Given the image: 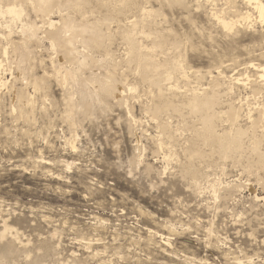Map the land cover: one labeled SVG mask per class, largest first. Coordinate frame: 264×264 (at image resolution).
Segmentation results:
<instances>
[{
  "label": "rangeland",
  "instance_id": "obj_1",
  "mask_svg": "<svg viewBox=\"0 0 264 264\" xmlns=\"http://www.w3.org/2000/svg\"><path fill=\"white\" fill-rule=\"evenodd\" d=\"M260 66L248 0H0V264H264Z\"/></svg>",
  "mask_w": 264,
  "mask_h": 264
},
{
  "label": "bare ground",
  "instance_id": "obj_2",
  "mask_svg": "<svg viewBox=\"0 0 264 264\" xmlns=\"http://www.w3.org/2000/svg\"><path fill=\"white\" fill-rule=\"evenodd\" d=\"M248 2L250 3V4H252L253 6H254V8H255V10L259 13V16H260V18H264V0H248ZM2 12H6V13H8V14H10V15H12L14 18H21V16H22V12H23V10H22V8L20 7V6H18V5H16V4H14V5H9V6H7L6 8H4L3 10H2ZM250 18V15L249 14H247L245 17H244V19H249ZM256 18V17H255ZM250 21V20H249ZM222 22H223V25L225 26V27H232L233 26V23H231V22H226V21H223L222 20ZM35 27V26H34ZM155 40V39H154ZM142 50V49H141ZM137 51V50H136ZM21 53V52H20ZM139 54H140V56L142 57L140 60V62H144V63H146L153 71H156V72H159V66H157L155 63H153V62H149V58H148V55L147 54H143L142 52H139ZM150 54V53H149ZM145 55V56H144ZM139 56V57H140ZM152 59V58H151ZM83 65V64H82ZM174 65V64H173ZM180 65V64H179ZM177 66V65H174V68H179L180 66ZM183 67V66H182ZM261 68H263V70H264V66H260ZM180 70V69H179ZM161 73V72H160ZM71 76V74H67L66 75V78L68 77H70ZM72 77V76H71ZM167 77V79L169 80V79H171L172 77L171 76H166ZM262 77V76H261ZM263 77H264V75H263ZM73 79V78H72ZM240 81V80H239ZM161 82V81H160ZM3 84V82L1 81V79H0V85H2ZM195 99V98H194ZM202 101V100H201ZM190 105L191 106H195V105H197V101H194V100H192L191 102H190ZM263 118V117H262ZM231 135V134H230ZM235 142V140H234V137L232 138H229L228 139V141L223 145V150H227L228 148H230L231 146H232V144ZM238 144V143H237ZM258 144V143H257ZM258 197V196H257ZM240 263L239 264H245L244 262H242V260L241 261H239ZM209 264V263H208ZM210 264H213V263H210Z\"/></svg>",
  "mask_w": 264,
  "mask_h": 264
}]
</instances>
